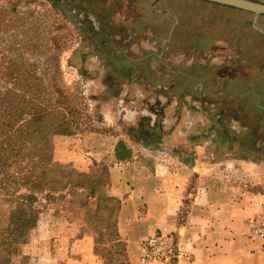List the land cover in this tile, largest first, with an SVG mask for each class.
Here are the masks:
<instances>
[{"label": "rangeland", "instance_id": "rangeland-1", "mask_svg": "<svg viewBox=\"0 0 264 264\" xmlns=\"http://www.w3.org/2000/svg\"><path fill=\"white\" fill-rule=\"evenodd\" d=\"M0 6L4 14L0 57L11 56L9 46L17 42L27 62H35L42 72L49 61L48 48H62L59 68L68 96L61 104L66 102L72 109L74 113L65 115L82 131L51 135V153L61 169L69 164L89 178L99 179L96 186L104 190V197L108 161H95L86 168L59 161L55 145L65 142L66 136L72 137L70 146L75 151L90 157L93 148H101L109 156L116 140L129 142L131 135L137 139L145 135L138 127L141 121L143 128L155 131L164 117L170 121L182 117L190 128L224 123L232 135L234 131L251 132L256 126L254 138L264 140V15L254 19L253 13L200 0H0ZM136 16L140 20H135ZM7 18H11L9 25ZM108 35L117 38L108 42L127 48V61L141 58L142 70L149 72L146 84L159 93L137 97V111L121 106L129 99L124 93L130 84L121 74L107 72L99 49L93 47L107 49L102 40ZM132 43L133 50L128 47ZM1 76L0 71V81L5 77ZM187 90L194 96H183ZM120 108L124 115L118 117ZM19 168L17 163L4 171L0 168V242L11 236L7 234L9 211L15 209L17 196L29 192L10 181ZM35 192L25 241L0 244V260L6 258L7 264H65L66 260L56 258L55 236L76 232L91 237L93 252L96 240L94 255L100 264H132L126 242L111 232L117 214L115 201L107 202L109 210L101 214L97 211L101 202L90 200L87 209L79 208L71 202L78 200V195L72 197L65 190L41 185ZM50 193L52 197H48ZM71 250L64 244V257H70Z\"/></svg>", "mask_w": 264, "mask_h": 264}, {"label": "crops", "instance_id": "crops-1", "mask_svg": "<svg viewBox=\"0 0 264 264\" xmlns=\"http://www.w3.org/2000/svg\"><path fill=\"white\" fill-rule=\"evenodd\" d=\"M135 20H140V16ZM108 39L102 40L107 49L96 44L93 47L99 49L98 56L107 72L121 74L130 84L124 93L129 99L121 106L137 111L139 107L134 103L137 97L159 93L146 84L149 72L142 70L141 58L133 63L127 61V48ZM134 45L128 47L133 50ZM187 92L182 95L194 96ZM119 112L118 117L124 115L121 108ZM164 113L168 110L164 109ZM181 119L170 121L171 118L164 117L155 131H146L141 121L138 127L145 135L139 139L131 135L129 142L116 140L109 156L101 148H93L90 157L83 151H75L69 136L55 145V155L59 161L80 168L95 161H108L105 194L119 202L117 231L126 242L132 264H140L141 238L155 231L171 234L177 245V256L162 264H264V237L256 236L252 229L256 219L264 218V140L254 138L257 127L247 131L249 139L254 138L256 149L235 155L234 150H227L215 141L216 131L202 135L205 128H190ZM242 128L246 129L244 125ZM244 132H233L235 146L241 149L248 145ZM118 142L127 150L121 158L115 153ZM55 241L58 255L55 257L66 260L65 264H100L90 236L59 233ZM64 244L72 248L70 257L62 253Z\"/></svg>", "mask_w": 264, "mask_h": 264}, {"label": "trees", "instance_id": "trees-1", "mask_svg": "<svg viewBox=\"0 0 264 264\" xmlns=\"http://www.w3.org/2000/svg\"><path fill=\"white\" fill-rule=\"evenodd\" d=\"M12 5L15 7V4ZM1 10L0 6V23L1 16H4ZM10 21L11 18L8 19V25L11 24ZM16 43L9 46L11 50L8 52L11 56L0 57L1 77L5 76L0 81V168L4 171L6 166L20 164L19 170L12 175L10 181L26 187L29 192L17 196L22 199L21 202L17 199L15 209L9 211L10 226L7 234L11 236L1 239V245L25 241L26 230L31 223V205L36 199L35 191L41 185H46L53 191L65 190L75 198L76 195L80 196L76 201L71 200L79 208L87 209L90 200L91 203L96 201V204L101 202L97 210L101 214L109 210V201H115L116 208L119 206L117 199L104 197V190L97 189L99 179H91L84 172L71 168L69 164L61 169L53 159L49 143L51 135H70L82 131L78 130V125H74V119L70 115H65L74 113L72 109L66 102L64 106L61 104L68 96V91L61 82L59 68V53L62 48L58 45L48 48L49 61L41 72L40 66L35 62H27L24 58L25 51L16 46ZM48 197H52V194H48ZM116 221L117 218L111 232L119 240L121 238L117 234ZM94 253H97L96 240ZM0 264H7L6 258H1Z\"/></svg>", "mask_w": 264, "mask_h": 264}, {"label": "built area", "instance_id": "built-area-1", "mask_svg": "<svg viewBox=\"0 0 264 264\" xmlns=\"http://www.w3.org/2000/svg\"><path fill=\"white\" fill-rule=\"evenodd\" d=\"M253 225L256 236L264 237V218L259 217ZM140 264H162L173 260L178 252L171 234L155 231L143 236L139 242Z\"/></svg>", "mask_w": 264, "mask_h": 264}, {"label": "water", "instance_id": "water-1", "mask_svg": "<svg viewBox=\"0 0 264 264\" xmlns=\"http://www.w3.org/2000/svg\"><path fill=\"white\" fill-rule=\"evenodd\" d=\"M240 10L253 13L254 19L260 15H264V2L256 0H205ZM116 156L121 158L126 155L127 150L122 142H118L115 147Z\"/></svg>", "mask_w": 264, "mask_h": 264}, {"label": "flooded vegetation", "instance_id": "flooded-vegetation-1", "mask_svg": "<svg viewBox=\"0 0 264 264\" xmlns=\"http://www.w3.org/2000/svg\"><path fill=\"white\" fill-rule=\"evenodd\" d=\"M109 37L105 38L104 37V40L105 39H108ZM93 51V50H92ZM91 51V52H92ZM209 127V128H207ZM205 130H203V132H201L200 134H207L211 131H216V134L214 135V137L216 138V142H219V144L221 145V147H226L227 150L230 149V150H241L243 152H246L247 150L249 149H256V146L254 145V143L252 144L251 142V139H249V134L247 132H244V133H247V135H244V142L247 141L248 142V145L245 147V149H241V147L239 146H235V144L237 142H235L234 138L235 136L232 135V133H230L228 131V129H226L225 127V124L224 123H218L217 124V127L215 126H207ZM147 131V129H146ZM218 132V133H217ZM199 134V133H198ZM195 135V134H194ZM233 141V142H232ZM239 142L242 144L243 142L239 140ZM251 151V150H250Z\"/></svg>", "mask_w": 264, "mask_h": 264}]
</instances>
